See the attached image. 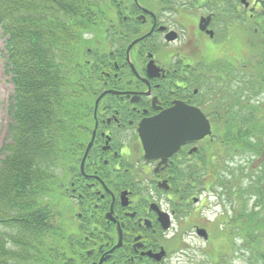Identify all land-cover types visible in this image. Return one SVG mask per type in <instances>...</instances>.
Masks as SVG:
<instances>
[{"label": "flooded vegetation", "instance_id": "flooded-vegetation-1", "mask_svg": "<svg viewBox=\"0 0 264 264\" xmlns=\"http://www.w3.org/2000/svg\"><path fill=\"white\" fill-rule=\"evenodd\" d=\"M237 8L238 0H103L88 50L89 130L81 135L94 136V147L84 174L69 181L81 205L63 228L48 230L42 264H205L197 246L177 247L175 229L199 215L204 199L182 204L179 191L193 185L184 172L201 171L202 152L214 144L186 141L165 162L145 160L138 128L149 118L179 121L188 107L210 125L237 121L236 101L222 94V62L235 58L221 52L241 18Z\"/></svg>", "mask_w": 264, "mask_h": 264}, {"label": "trees", "instance_id": "trees-1", "mask_svg": "<svg viewBox=\"0 0 264 264\" xmlns=\"http://www.w3.org/2000/svg\"><path fill=\"white\" fill-rule=\"evenodd\" d=\"M43 2L42 0H0V26L4 28L7 25L5 32L9 36L8 67L15 93L11 112L12 116L17 117V120L21 122L24 111L32 109L35 112L36 115L30 122L32 134L36 133V127H42L45 117L54 124L59 123L63 112L62 108L59 112H55L51 102L42 97L40 93L39 86L42 76L40 71L44 74L48 72L55 80H57V73L54 63L44 60L45 50L38 48L37 31L32 29L33 35H31L32 30H28L26 26H17V22L26 23L31 18L27 10L35 14L40 12ZM259 47L264 51V41ZM254 78L258 79L262 85L260 89H264V75L259 70L253 72L250 77V79ZM56 87L58 91V85ZM229 131L232 130L226 131V135L230 134ZM20 132L18 136L23 135V132ZM252 132L255 136H261L264 133V122H255ZM16 142H18L17 154L14 153V147L10 146V150L4 154L0 165V225H9L13 228L18 226V228H16L17 232L6 230V228L5 230L0 229V264H23L25 240H28L32 234L37 237L33 229L35 226L40 228V221H43V215L36 217L35 211L30 212L31 201L20 186V166L17 168L16 164L23 166L26 155L22 152V142L19 139H16ZM262 175L264 176V172ZM11 210H17L18 213L11 217L8 215V211ZM254 219L255 222H253ZM27 231H30V234L25 238ZM238 235L245 242L244 249L249 251L248 264H264V221L260 222L255 215L251 216L247 213L242 215ZM8 243H11L14 249L8 248Z\"/></svg>", "mask_w": 264, "mask_h": 264}, {"label": "rangeland", "instance_id": "rangeland-1", "mask_svg": "<svg viewBox=\"0 0 264 264\" xmlns=\"http://www.w3.org/2000/svg\"><path fill=\"white\" fill-rule=\"evenodd\" d=\"M233 24L235 25L233 27L232 37L230 36L227 39L222 40L221 42L224 48H227V49L232 48V50L236 49L238 44L244 43V40H245L244 33L248 32V30L251 29L252 27L250 23L244 22V19H238L237 22H234ZM83 32L84 31H82L81 33V38H83L85 42L94 43L95 37H96L95 33H91L89 35L86 34V35H83L82 37ZM71 39L72 38L69 37V40L67 42H70ZM80 42H81L80 39L72 40V44H76L75 45L76 50L81 49ZM2 44H3V40L1 39V35H0V48L2 47ZM75 49L73 52V58H77L82 53L80 50V53L77 54ZM6 86H7V89H5ZM10 92H11L10 83L8 82L0 66V147L3 141L5 140L3 138L4 135H2V129L5 127L8 121L7 116L5 114L6 109H4L3 104L5 101V96L8 95ZM18 139L22 143L27 142L26 136H19ZM55 149L56 148H54V150ZM209 149H212V147L209 146ZM218 150H217V155H218ZM222 150L227 152V149L225 148H222ZM252 150L253 148H249L243 153L238 152V151H236V153H234L235 152L234 151L232 152V154L227 153L229 156L232 155V157H234V159L230 158V169L233 168L232 170H230V172H229V168L227 167V165L224 168L222 167L224 162L219 161L218 163L215 161L214 158H212L211 163H210L211 169L209 170V172H207L204 178V181H206L207 183L213 184L219 190L220 194L223 197L224 203H226L228 207L231 208L229 204L230 202L229 199L231 200V204L234 206V209L230 211V213L228 212L230 215H224V216L221 215L219 217L220 220L216 219L214 220V223H213V228L217 227V232H218L216 233L215 236L217 235L220 236L221 234L220 238L217 240V243L219 244L218 249H220V251H223V249H226V248H223L225 245L228 247L231 246L232 237H233L231 232H233V227H230L229 225L235 226V222H236V225H237V222L240 223V220L242 218L241 219H238V218L244 206H245L244 208H246L247 210L246 212L255 215L259 219L260 222L264 221V188L263 186H261L257 178L254 181L251 180V174H256L257 172H259V167L256 169L257 166L255 167L252 166L255 164L254 160H252L253 159L252 154H251ZM220 153L221 155H223L222 151H220ZM222 173H224L225 175H221ZM216 174H219V176L217 177ZM192 177L194 176L192 175ZM228 178H229V182L231 183L229 184L225 183L222 185V182L224 180H227ZM230 178L233 181H230ZM188 190H191V188ZM260 203H262V206L258 205ZM62 207L63 206H61V208ZM212 217H215V216H212ZM224 220L225 221L228 220V224H229L226 227L227 228L226 234L229 235L226 243H225V237L221 233L222 228H223V222L221 221H224ZM255 221L256 220L254 219L253 222ZM236 234H238V228L236 230ZM177 241H179V237L177 238ZM233 241L235 242L236 246H239L241 244V237L235 236ZM210 244L211 243L209 242L208 245ZM7 247H9V244H7ZM239 258L240 257L233 258V256L228 257V259H231L230 261L232 262L231 264H246L245 260H238ZM228 259L226 260V263L228 262ZM23 264H30V263L25 261L23 262Z\"/></svg>", "mask_w": 264, "mask_h": 264}, {"label": "water", "instance_id": "water-1", "mask_svg": "<svg viewBox=\"0 0 264 264\" xmlns=\"http://www.w3.org/2000/svg\"><path fill=\"white\" fill-rule=\"evenodd\" d=\"M190 110V109H189ZM190 116L184 119V121L179 120V121H174V122H170V127L172 126V128L174 129L173 136H149V140H147L148 136H143V131H145L143 126H146V128H151L152 125H146L148 123V120L145 122V124L141 125L140 128V132H141V137H142V141H143V145H144V149L147 153H150V151L153 149L155 150L156 147H159L160 150L164 151H172V149H168L165 150L164 148H160V144L166 142V145L170 144L171 140H177L179 136H182L183 138H187V137H191V138H195V137H201L203 136L206 132H209L207 129V122L205 120H201L202 124L197 125V123L195 122V117H196V110L192 109L190 110ZM174 125L176 126V128L174 127ZM158 133H168L169 130H158L156 131ZM148 133H151L148 130ZM147 141V142H146ZM176 147V146H175ZM159 150V151H160Z\"/></svg>", "mask_w": 264, "mask_h": 264}]
</instances>
